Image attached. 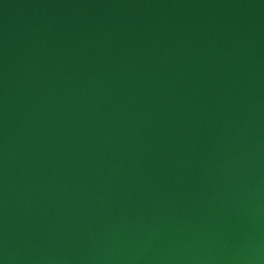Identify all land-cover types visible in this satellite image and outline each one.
Listing matches in <instances>:
<instances>
[{
	"label": "water",
	"instance_id": "obj_1",
	"mask_svg": "<svg viewBox=\"0 0 264 264\" xmlns=\"http://www.w3.org/2000/svg\"><path fill=\"white\" fill-rule=\"evenodd\" d=\"M0 264H264V0H0Z\"/></svg>",
	"mask_w": 264,
	"mask_h": 264
}]
</instances>
